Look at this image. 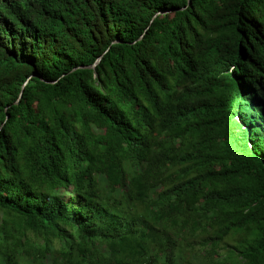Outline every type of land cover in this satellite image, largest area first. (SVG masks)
<instances>
[{"label": "trees", "instance_id": "16d2710c", "mask_svg": "<svg viewBox=\"0 0 264 264\" xmlns=\"http://www.w3.org/2000/svg\"><path fill=\"white\" fill-rule=\"evenodd\" d=\"M193 257L264 264V0H0V264Z\"/></svg>", "mask_w": 264, "mask_h": 264}, {"label": "rangeland", "instance_id": "374dc122", "mask_svg": "<svg viewBox=\"0 0 264 264\" xmlns=\"http://www.w3.org/2000/svg\"><path fill=\"white\" fill-rule=\"evenodd\" d=\"M199 245L198 244H196L195 245V248L197 249L196 251H199ZM222 248H220V250H219V253H220V256H224L225 255V252H226V248H225V246L224 245H222L221 246ZM222 257H220L219 259H221ZM191 260V262H192V264H210L209 262H207L206 260H204V259H199V258H191L190 259Z\"/></svg>", "mask_w": 264, "mask_h": 264}, {"label": "water", "instance_id": "95a60500", "mask_svg": "<svg viewBox=\"0 0 264 264\" xmlns=\"http://www.w3.org/2000/svg\"><path fill=\"white\" fill-rule=\"evenodd\" d=\"M100 59H101V56L93 63V64H91V65H88V66H85V67H88V68H94L95 67V65L100 61ZM83 67V66H82ZM75 69V68H74Z\"/></svg>", "mask_w": 264, "mask_h": 264}]
</instances>
